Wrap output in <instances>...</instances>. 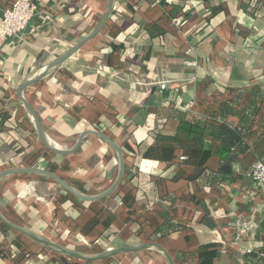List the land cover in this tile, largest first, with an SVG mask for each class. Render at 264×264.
Segmentation results:
<instances>
[{"label": "crops", "instance_id": "0c3cea01", "mask_svg": "<svg viewBox=\"0 0 264 264\" xmlns=\"http://www.w3.org/2000/svg\"><path fill=\"white\" fill-rule=\"evenodd\" d=\"M8 1L0 0V11ZM35 3L38 11L26 30L0 46V110L7 112L0 116V172L46 169L78 193L98 196L116 180L115 151L90 134L73 155L50 152L17 90L87 36L107 0ZM114 6L127 17L112 13L94 39L28 87L24 97L59 149L74 148L86 130H98L120 146L121 184L106 199L81 202L44 176H10L0 181V211L10 222L83 254L156 242L175 264L252 262L255 253L243 251L264 249V187L247 171L263 160L264 144L229 162L210 139L195 151L158 137H173L181 117L201 115L196 103L216 93L256 86L264 91V0H116ZM175 18L179 27L172 24ZM154 28L162 34L154 36ZM254 131L258 141L264 139V103ZM205 170L229 179L206 187L199 181ZM167 217L184 230L153 240ZM237 222L250 229L239 243ZM0 244L15 257L31 250L21 264H168L155 248L79 262L1 227ZM39 246L48 252H37ZM0 264L14 261L0 255Z\"/></svg>", "mask_w": 264, "mask_h": 264}, {"label": "trees", "instance_id": "16d2710c", "mask_svg": "<svg viewBox=\"0 0 264 264\" xmlns=\"http://www.w3.org/2000/svg\"><path fill=\"white\" fill-rule=\"evenodd\" d=\"M113 15L127 17L120 8L113 7ZM113 25L111 23L109 26ZM120 31L117 28L116 33ZM154 36L161 35V29L154 28ZM72 47L74 44H70ZM70 46V47H71ZM71 47V48H72ZM70 49L69 47L67 50ZM71 58V57H70ZM197 102V101H196ZM264 103V91L261 86H256L247 91L228 90L224 94H215L207 100H200L196 103L199 114L182 116L179 120L177 131L171 138L158 137V140H170L189 149L193 147L195 151H201L204 143L210 139L212 142L220 144L218 154L229 162L237 161L240 156L264 144V139L258 141L255 135V125L259 121L261 107ZM262 104V105H261ZM261 105V106H260ZM7 112L0 110V116L5 118ZM264 135V133L262 134ZM261 135V136H262ZM15 137L10 136L11 141ZM10 141V140H9ZM264 162V158L262 160ZM225 175L217 174L205 170L199 177V181L206 187H221L222 182L228 180ZM127 204V196L124 198ZM3 230L9 231L0 224ZM185 225L175 221L173 218H166L164 224L153 235V240H159L171 236L184 230ZM18 234V233H17ZM20 237L22 235L18 234ZM18 244H20L18 242ZM23 248L24 245H19ZM31 251V250H30ZM29 250H22L18 257H15L13 249L0 244V255L11 259L14 264H21L22 258H31ZM38 251L48 252L39 246ZM18 258V259H17ZM75 260V259H73ZM78 261V260H75ZM81 262V261H79ZM86 263V262H84ZM91 263V262H87Z\"/></svg>", "mask_w": 264, "mask_h": 264}, {"label": "water", "instance_id": "95a60500", "mask_svg": "<svg viewBox=\"0 0 264 264\" xmlns=\"http://www.w3.org/2000/svg\"><path fill=\"white\" fill-rule=\"evenodd\" d=\"M115 1L116 0H107L106 7L103 12L101 20L98 22L95 28L87 36H85L80 42L75 44L72 48L68 49L62 55L57 57L52 63L46 66L42 70V72L38 74L35 78H32L30 80L23 82L18 87V90H17L18 98L20 99L24 108L26 109L30 117L32 118L34 129L38 135L40 142L50 152L56 155H59V156L73 155L80 150L84 139L88 137L90 134H94L102 138L115 151L117 158H118L119 170H118V174H117L114 184L107 191H105L104 193L98 196H86V195L80 194L77 191H75L64 179L59 177L57 174L51 171H48L46 169H41V168H16V169L4 170L0 172V181L7 177L15 176V175L44 176L54 181L58 186L64 189L68 194H70L72 197H74L75 199L81 202H95V201L106 199L107 197L111 196L121 184L124 178V174H125V157H124V153L120 146H118L114 141H112L107 135H105L104 133L98 130H86L79 136L74 148L70 150L59 149L56 145H53L50 142V139L47 137L46 133L44 132L42 128L40 119L36 111L34 110L33 106L30 104V102L24 97V91L28 87L44 80L51 73L59 69L70 57L76 54L84 45H86L88 42L94 39L105 28V26L110 21V18L112 16V11H113ZM0 223L8 230H11L22 236H25L26 238L32 240L33 242L41 245L42 247L48 249L49 251L55 254H58V255H61L67 258L75 259L78 261H82V262L104 261V260H108L110 258H114L122 254H128L132 252L144 251V250L155 248L164 254L168 264H175L172 256L170 255L166 247L156 242H146V243H139L136 245L126 246V247H121V248H112V249H108L105 252H102L99 254H83L76 250H73V249L64 247L60 244H57L55 242H52L27 228L18 226L10 222L8 219H6L3 216L1 211H0Z\"/></svg>", "mask_w": 264, "mask_h": 264}, {"label": "built area", "instance_id": "2783aa9c", "mask_svg": "<svg viewBox=\"0 0 264 264\" xmlns=\"http://www.w3.org/2000/svg\"><path fill=\"white\" fill-rule=\"evenodd\" d=\"M38 11L35 0H9L5 8L0 11V46L9 40L20 36L28 27L29 22L36 16ZM175 27L181 25V19L172 20ZM190 66V64H188ZM161 89H166V83L161 84ZM247 176L254 184L264 187V162L257 161L247 171ZM240 228L235 243H239L240 237L248 232L249 227L245 223L237 222ZM244 253H255L256 259L248 264H264V249L259 251L246 250Z\"/></svg>", "mask_w": 264, "mask_h": 264}, {"label": "rangeland", "instance_id": "374dc122", "mask_svg": "<svg viewBox=\"0 0 264 264\" xmlns=\"http://www.w3.org/2000/svg\"><path fill=\"white\" fill-rule=\"evenodd\" d=\"M92 253H93V252H92ZM92 253H91V254H92ZM93 254H97V253H93Z\"/></svg>", "mask_w": 264, "mask_h": 264}]
</instances>
